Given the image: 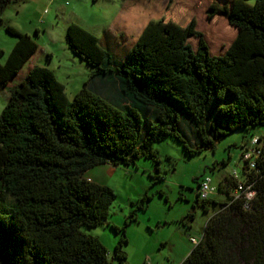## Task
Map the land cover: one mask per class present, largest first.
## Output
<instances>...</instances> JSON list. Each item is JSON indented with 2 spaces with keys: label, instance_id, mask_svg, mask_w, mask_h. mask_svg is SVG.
I'll return each mask as SVG.
<instances>
[{
  "label": "trees",
  "instance_id": "trees-1",
  "mask_svg": "<svg viewBox=\"0 0 264 264\" xmlns=\"http://www.w3.org/2000/svg\"><path fill=\"white\" fill-rule=\"evenodd\" d=\"M11 1L0 0V24L17 37L0 63V89L20 82L10 87L0 114V264H114L101 239L82 229L110 224L117 197L87 177L90 169L156 162L154 144L167 137L193 154L237 130L264 127V0L228 5L237 34L226 51L211 54L199 32L198 48L183 45L171 71L164 62L171 38L163 35L159 44L133 48L119 60L72 22L68 47L91 67L73 99L49 67L34 65L20 77L39 45L5 22L3 8ZM192 30L191 24L186 34ZM4 53L0 47V58ZM255 137L264 142L254 134L241 148ZM241 169L224 175L211 198L197 192L206 211L218 207L181 264H264V145L255 166ZM241 183L255 191L251 200L235 195ZM148 199L137 203L126 225ZM112 226L123 232L115 257L128 264L126 226Z\"/></svg>",
  "mask_w": 264,
  "mask_h": 264
},
{
  "label": "rangeland",
  "instance_id": "rangeland-1",
  "mask_svg": "<svg viewBox=\"0 0 264 264\" xmlns=\"http://www.w3.org/2000/svg\"><path fill=\"white\" fill-rule=\"evenodd\" d=\"M235 2L12 0L3 8L2 16L5 22L30 34L39 45L20 77L34 65L49 67L65 85L67 96L73 99L88 80L91 67L68 47L66 35L72 22L99 37L102 46L109 47L117 57L125 56L133 48L153 47L163 35L171 38L174 46L164 60L171 71L183 45L198 48L199 32L204 35L211 54L226 51L237 34L226 14ZM191 24L193 30L187 35ZM16 41L17 37L0 25V47L5 52L0 63L6 62ZM47 52L51 53L50 59ZM19 82L20 78H16L7 88L0 89V114L9 102L10 87ZM254 134L264 136V127L237 130L219 139L215 146L193 154L176 138L167 137L154 144L156 162L140 158L132 165L95 168L92 174L100 176L103 172L101 178L117 197L107 220L110 224L82 229L101 239L114 264H118L115 247L123 232H117L112 225L126 226L128 243L124 249L128 264H181L195 246L191 238L200 240L207 221L218 207L213 204L209 211L202 207V201L197 200L198 184L210 177L213 184L219 185L224 175L241 171V145ZM146 195L149 196L146 207L138 208L137 220L126 225L127 216ZM215 198L226 200L222 195Z\"/></svg>",
  "mask_w": 264,
  "mask_h": 264
},
{
  "label": "built area",
  "instance_id": "built-area-1",
  "mask_svg": "<svg viewBox=\"0 0 264 264\" xmlns=\"http://www.w3.org/2000/svg\"><path fill=\"white\" fill-rule=\"evenodd\" d=\"M260 143L261 141L259 140V138L255 137L252 139L249 145L243 146V150L241 153L243 157V165H249L250 167L255 166V157L260 154L262 148V144L260 145ZM233 175L238 176V170H234ZM218 190L219 185L213 184V180L210 177H207L202 180L200 186L197 188V192L202 200L209 199L212 196L216 195L218 193ZM235 195L237 197L243 195L248 200H251L255 195V191L251 189V186H246L245 184L241 183L238 189L236 190ZM191 240L195 244L199 241L197 238L194 237H192Z\"/></svg>",
  "mask_w": 264,
  "mask_h": 264
},
{
  "label": "crops",
  "instance_id": "crops-1",
  "mask_svg": "<svg viewBox=\"0 0 264 264\" xmlns=\"http://www.w3.org/2000/svg\"><path fill=\"white\" fill-rule=\"evenodd\" d=\"M122 1H125V0H122ZM16 43V42H15ZM14 43V44H15ZM100 43H101V40H100ZM14 44H13V46H14ZM101 45H102V43H101ZM106 47V46H105ZM107 49L108 50H110V48L109 47H107ZM111 51V50H110ZM111 53L115 56V54L111 51ZM47 55H48V58L50 59V57H51V53H49V52H47ZM125 56H123V57H117V56H115V58H117V59H123ZM105 165H112V164H104V165H100V166H97V167H94V168H92V169H90L87 173H86V175H87V177L90 179V180H93V181H96V182H99V183H102V184H105V181H104V178H101L102 177V174H103V172H102V174L100 175V176H97V175H94V174H92V171L95 169V168H103ZM108 170V169H107Z\"/></svg>",
  "mask_w": 264,
  "mask_h": 264
},
{
  "label": "water",
  "instance_id": "water-1",
  "mask_svg": "<svg viewBox=\"0 0 264 264\" xmlns=\"http://www.w3.org/2000/svg\"><path fill=\"white\" fill-rule=\"evenodd\" d=\"M1 25V24H0Z\"/></svg>",
  "mask_w": 264,
  "mask_h": 264
}]
</instances>
